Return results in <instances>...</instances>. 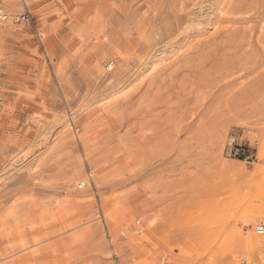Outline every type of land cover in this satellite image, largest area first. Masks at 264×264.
Listing matches in <instances>:
<instances>
[{
    "label": "rangeland",
    "instance_id": "obj_1",
    "mask_svg": "<svg viewBox=\"0 0 264 264\" xmlns=\"http://www.w3.org/2000/svg\"><path fill=\"white\" fill-rule=\"evenodd\" d=\"M0 5V264L263 263L264 0Z\"/></svg>",
    "mask_w": 264,
    "mask_h": 264
},
{
    "label": "built area",
    "instance_id": "obj_2",
    "mask_svg": "<svg viewBox=\"0 0 264 264\" xmlns=\"http://www.w3.org/2000/svg\"><path fill=\"white\" fill-rule=\"evenodd\" d=\"M8 19H9L8 14L0 8V28H2L5 25ZM26 19H27L26 15H21L16 20V22L25 21ZM230 153L233 154L234 156H239V157L246 156L247 159H250L254 156V155L247 154L248 152H246L240 146H233L232 149L230 150ZM258 232L262 234L264 232V229L263 230L261 229V231H258Z\"/></svg>",
    "mask_w": 264,
    "mask_h": 264
},
{
    "label": "bare ground",
    "instance_id": "obj_3",
    "mask_svg": "<svg viewBox=\"0 0 264 264\" xmlns=\"http://www.w3.org/2000/svg\"><path fill=\"white\" fill-rule=\"evenodd\" d=\"M221 1V0H220ZM223 2V1H222ZM221 2V3H222ZM0 8H1V5H0ZM219 8V7H218ZM2 9V8H1ZM3 10V9H2ZM221 11V10H220ZM221 13H222V11H221ZM223 16V18L225 19V17H224V14H222ZM226 16V15H225ZM221 17V16H220ZM8 18H10L9 17V15H8ZM8 22H7V24L10 22V20H7ZM201 23V22H200ZM4 29V27H2V28H0V31L1 30H3ZM261 229L263 230L264 229V223H262V224H259L258 225V227H257V229H256V232L258 233V234H260L258 231H261ZM257 235V234H256ZM257 236H259L258 238L257 237H251V239L249 240V241H247L248 243H246V245H245V248H250L251 250H254L255 252H258V251H260L263 247H264V241L262 240L263 238H260V237H263L264 236V232L262 233V234H260V235H257ZM258 255V254H257ZM251 261V260H250ZM243 263L244 264H246V261H243ZM262 264H264V259H263V263Z\"/></svg>",
    "mask_w": 264,
    "mask_h": 264
}]
</instances>
